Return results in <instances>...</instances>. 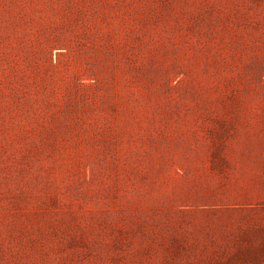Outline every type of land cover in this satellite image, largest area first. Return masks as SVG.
<instances>
[{
	"label": "rangeland",
	"instance_id": "374dc122",
	"mask_svg": "<svg viewBox=\"0 0 264 264\" xmlns=\"http://www.w3.org/2000/svg\"><path fill=\"white\" fill-rule=\"evenodd\" d=\"M0 264H264V0H0Z\"/></svg>",
	"mask_w": 264,
	"mask_h": 264
}]
</instances>
